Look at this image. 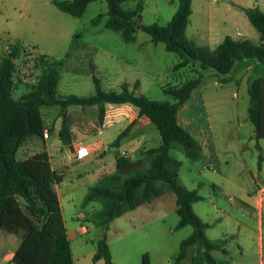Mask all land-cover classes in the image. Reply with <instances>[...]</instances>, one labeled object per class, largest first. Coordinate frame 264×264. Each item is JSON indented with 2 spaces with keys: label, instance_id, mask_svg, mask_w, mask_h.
Listing matches in <instances>:
<instances>
[{
  "label": "rangeland",
  "instance_id": "1",
  "mask_svg": "<svg viewBox=\"0 0 264 264\" xmlns=\"http://www.w3.org/2000/svg\"><path fill=\"white\" fill-rule=\"evenodd\" d=\"M54 0H0V60L16 45L17 57L14 59V96L28 90L41 73V55L54 60H63L60 79L57 84V95L65 97L71 94L88 96L94 93L92 75L100 79L104 90H119L122 83L133 88L135 81L137 94H143L152 100L172 102L170 94L164 92L166 87L179 86L194 78L198 63L174 69L179 61L174 52L165 50L162 42L154 43L149 34L137 30L135 40L125 42L118 32L103 26L104 18L97 25L91 20L107 10L105 0L90 2L81 16H74L60 10ZM64 1V0H58ZM135 0H126L123 7H131ZM208 0H194V12L185 30L191 38L195 27L204 24L207 14L204 13ZM177 7V0H144L141 13L142 24L165 25ZM220 15H226L222 9ZM254 35H257L253 28ZM199 38V43H204ZM251 40V39H250ZM253 42H258L252 40ZM264 43V41H263ZM260 65V64H259ZM262 67V66H261ZM242 69L231 81L219 83L212 69L203 71L204 78L191 95L202 93L206 98L210 123L214 139V150L207 158L192 160L187 158L178 146L170 150V155L181 162L179 181L187 189H196L202 197L194 202V212L203 219H218L223 211H229L240 217L238 210L240 187L254 191L255 182L264 185V140L261 147L263 160L258 163V150L253 139V124L247 116L248 74L264 75V68ZM22 89V90H21ZM21 90V92H18ZM58 109V108H57ZM63 115L67 126L83 119H97L98 105H69L54 116L44 111L45 125L51 132L60 126L59 114ZM81 117V118H80ZM80 121V120H79ZM56 125V127H55ZM151 134H155L139 147L127 150L130 159L138 161V168L147 166L142 157V146L146 148L158 144V131L150 126ZM116 126L109 127L101 138L110 147L107 159L118 152L112 143ZM38 140V137L35 138ZM52 140L58 139L55 132ZM93 138L76 137L78 145H87ZM38 143V142H37ZM51 143V141H49ZM21 152V151H20ZM21 155V154H20ZM212 163L213 169L203 167ZM207 163V164H208ZM96 160L89 163L73 165L58 185L62 214L68 229L77 225L87 226L79 240L72 241L75 264H105L102 259L92 261L95 242L100 235V227L91 222V215L100 209L98 201L82 204L89 186L96 183L90 170L98 168ZM83 174V175H82ZM159 192L152 199V224L139 229V222L130 223L126 217H117L107 231V243L112 256V264H141L142 255L149 252L153 262L172 264L178 251L180 240L188 236L190 225L175 229L178 220L176 214L175 195L161 182H157ZM235 201V204H231ZM144 209V208H141ZM232 219L230 227L235 224ZM146 222H150L146 220ZM221 226H213L207 234L213 237ZM229 246L234 249L236 241L228 239ZM195 246L188 249L187 256L180 264H191V256ZM215 258H224L220 251H214ZM235 258V256H234ZM235 260V259H234ZM206 264V263H205Z\"/></svg>",
  "mask_w": 264,
  "mask_h": 264
},
{
  "label": "trees",
  "instance_id": "2",
  "mask_svg": "<svg viewBox=\"0 0 264 264\" xmlns=\"http://www.w3.org/2000/svg\"><path fill=\"white\" fill-rule=\"evenodd\" d=\"M96 0H54L62 11L81 16L87 5ZM107 10L98 13L93 25L103 20V26L118 32L125 42L135 40L137 30L149 34L151 40L162 42L167 51L174 52L179 61L173 68L178 69L198 63L197 75L179 86H170L164 92L170 94L172 102L156 101L143 94H137L127 83L119 90H104L100 79L92 75L94 93L88 96L74 94L60 97L57 84L63 60H54L41 55V73L26 92L14 96V59L18 47L14 45L0 60V229L21 238L10 264H73L67 229L64 225L55 184L63 180L64 169L50 168L46 151H39L25 159L17 158L21 144L31 135L42 138L44 121L40 113L43 106H58L62 111L69 105H98V119L103 116L104 104L129 103L155 126L160 142L157 146L143 149L142 157L147 166L138 168V161L119 156L115 170L102 175L95 184L88 187L82 204L98 201L100 209L91 215V222L100 227V237L95 242L92 260L102 259L112 264L107 243L110 222L126 212L150 202L159 192L157 182L164 184L175 195V229L190 225L191 233L180 240L172 264H180L190 246H195L191 264H230L227 258H215L214 250L227 254V238L209 239L206 229L209 223L202 221L193 210V203L202 199L196 189H187L179 181L181 162L170 155L178 146L189 159L202 156L199 140L177 121V112L192 91L204 78L203 71L212 69L219 83L231 81L233 76L248 66L264 68V11L257 7L244 9L248 21L258 33V42L248 38L233 39L230 36L214 48L197 45L186 36L185 30L191 15V0H177V7L165 25L142 24L141 13L144 0H135L131 7H123L126 0H105ZM260 64V65H259ZM262 66V67H261ZM257 68V67H256ZM247 116L253 124V139L258 150V163L263 160L259 141L264 139V75L247 78ZM127 125L113 141L118 146L128 134ZM50 132V129H49ZM61 143L72 149V135L62 119L58 130ZM142 256V264H145Z\"/></svg>",
  "mask_w": 264,
  "mask_h": 264
},
{
  "label": "crops",
  "instance_id": "3",
  "mask_svg": "<svg viewBox=\"0 0 264 264\" xmlns=\"http://www.w3.org/2000/svg\"><path fill=\"white\" fill-rule=\"evenodd\" d=\"M193 1L194 0H191V15L194 12ZM253 7H257L261 11H264V0H208L205 4V9L203 10L204 13L207 14L206 21H204L203 25L200 24L199 27L194 28L195 32L191 33L190 39H192L197 45H206L210 49H214L226 36H230L233 39L248 38L256 41L258 39V33L256 31L257 35H254L252 29L253 26L248 21L244 11V9ZM222 9L225 10V16L220 15ZM199 38L204 39L202 40L204 43H199L197 41ZM255 67L258 68V65L255 64L254 68ZM252 68V65L248 66L241 72L248 71L249 73V69ZM21 90H18V92H21ZM111 107L114 109V111L110 113V117H105L107 110ZM44 111L53 113L55 116L61 110L56 105L41 107L40 113L45 124V119H47V117L45 118L43 116ZM62 119L63 115L60 113L58 119L60 126ZM177 121L182 127L195 135V137L199 140L202 146L201 158H207L210 156L214 150V139L206 98L202 93H199L195 96L190 95V97L178 110ZM127 125L130 126V129L128 134L120 141L119 145L117 146L118 152L115 153L111 159H107V153L110 152V147L101 137L107 133L106 130L109 127L114 126H116L114 133V136L116 137L119 132ZM151 125L153 124H151L148 118L144 115H138L137 108L129 103L116 105L104 104V112L100 121L98 117L97 119H89L87 121L78 119L77 122L68 126L72 135V149L63 145L59 138L57 140L51 139L52 135L55 132L58 133L60 128V126L56 127L55 125L56 128L46 139L38 137V140H36V136H29L19 147L17 151V158L25 159L39 151L44 150L49 156L50 168L54 171H60L64 169V176L70 171L73 165L77 166L80 164L89 163L91 160H96L99 165L98 168L96 170H90L89 173L94 175V171L98 172L95 176L97 182V180L102 175L114 172L115 160L117 157L125 156L130 159V155L127 152L128 148L131 149L139 147L154 137L155 134H151ZM78 134L83 137L93 138L90 142H88V144H93L90 154L81 160H75L73 157L74 149L76 145H78L76 143V137ZM262 140L264 139L259 141L261 144ZM49 141H51V143H49ZM158 141L160 142L159 135ZM142 148L147 149L145 146H142ZM207 163L203 164V166L207 165V168L213 169L212 163ZM62 182L63 180L60 183ZM254 182L256 186L254 191L244 187L239 188L240 195L238 201V210L240 212V217L229 211L222 210V215L216 220L210 218L203 219V221L210 224V226L206 229V235L209 239L215 240L227 238L225 248L227 249L228 253L224 254L220 250L214 251H220L224 255V258L229 259L230 264H264V185L260 186L256 181ZM59 184H55L54 187L59 199L62 213L60 195L58 192ZM235 203V201H231V204ZM152 209L153 207L151 200L148 203H144L126 212L120 217H126L130 223L138 221L140 223L139 229H142L152 224V219L154 218V216H152ZM232 219H235V224L230 227ZM114 220L115 219L110 222L109 229L111 228V224ZM146 220L150 222L147 223ZM64 225L67 229V236L69 239L73 264H75L71 243L73 240H79L82 237V234H84L85 230H87V226L77 225L71 229H68L65 220ZM215 225L221 226L219 227V232H217V234L213 237L208 236L207 232ZM228 239L237 242L234 249L229 246ZM20 242L21 238L19 236L0 229V264H10L14 251L17 249ZM94 252L95 248L93 254ZM143 255H146L144 259L145 264H162L161 262H153L149 252H145ZM193 255L194 254H192V256Z\"/></svg>",
  "mask_w": 264,
  "mask_h": 264
},
{
  "label": "built area",
  "instance_id": "4",
  "mask_svg": "<svg viewBox=\"0 0 264 264\" xmlns=\"http://www.w3.org/2000/svg\"><path fill=\"white\" fill-rule=\"evenodd\" d=\"M116 105V104H113ZM114 111V109L111 107L107 110V114L105 117H110V113H112ZM42 138L46 139L49 137L50 132H49V127L47 125H43L42 128ZM92 146L93 144H87V145H76L75 149H74V153H73V157L75 160H81L83 158H85L87 155L90 154L91 150H92ZM203 167H207V165H204Z\"/></svg>",
  "mask_w": 264,
  "mask_h": 264
}]
</instances>
